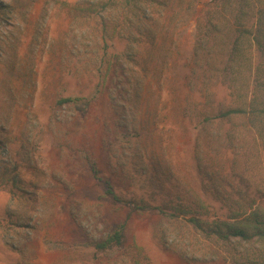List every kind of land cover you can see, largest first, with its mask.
<instances>
[{"label": "rangeland", "instance_id": "374dc122", "mask_svg": "<svg viewBox=\"0 0 264 264\" xmlns=\"http://www.w3.org/2000/svg\"><path fill=\"white\" fill-rule=\"evenodd\" d=\"M88 1L0 0V161L19 178L12 192L0 189V264H247L255 247L206 239L185 217L134 213L105 195L109 182L122 201L203 206L208 223L264 211L256 129L206 121L229 104L220 74L232 72L231 23L243 3L155 0L128 40L122 9L111 12L122 13L113 24L122 31L104 34ZM249 65L233 74L252 73ZM120 74L138 84L124 104ZM129 214L123 245L98 252Z\"/></svg>", "mask_w": 264, "mask_h": 264}, {"label": "trees", "instance_id": "16d2710c", "mask_svg": "<svg viewBox=\"0 0 264 264\" xmlns=\"http://www.w3.org/2000/svg\"><path fill=\"white\" fill-rule=\"evenodd\" d=\"M224 4H229L233 1H240L243 4L239 8L238 12L234 16V23H231V27L234 26L237 33L232 47L228 53L227 69L232 70L231 74H220L221 82L226 84L228 90V97L231 104L227 103L224 106L220 103L217 112L211 116L212 118L206 119V121H230L243 119L247 122L250 128H255L258 137L261 138L264 145V0H256L261 4L260 8L256 10L254 6L251 7V0H217ZM155 0H89L86 9L91 13L93 19L99 18L103 22L105 28L104 34H107L109 25L117 24L120 20L122 13L117 15L116 19L112 16L111 12L120 8L123 10L124 18L120 20L122 30L129 31L126 38L136 39L135 34L138 33L140 25L147 24L148 22V6L150 7ZM250 5V6H249ZM1 6V5H0ZM3 9L4 7L1 6ZM0 7V11L1 8ZM245 7L249 8L252 13V21L248 22L250 27H245L246 17L250 14L246 12ZM3 11V10H2ZM108 13L107 17H103L104 13ZM131 13L133 19L127 17V14ZM222 18V16H221ZM225 20V17H224ZM248 21V20H247ZM114 24V25H115ZM140 24V25H139ZM112 31H122L119 27H112ZM130 37V38H129ZM246 51L248 56L246 57ZM254 61L256 60V66L253 67L252 54ZM249 57V58H248ZM250 61L249 68L252 70L250 74H233V69L238 66H245V62ZM121 86L118 87L119 93L117 94V100L120 99L122 103L128 102L122 98L123 91L125 95L130 98V92L128 87L136 89L137 80L130 78L128 74H120ZM122 94V95H121ZM80 101L79 98H67L60 102L62 104H72ZM122 107L118 110V114L122 116L118 117L121 123H127L125 120V108L122 103L118 102ZM117 106V103L114 104ZM126 125V124H124ZM139 135V134H138ZM1 163V161H0ZM2 164V165H1ZM0 164V189H6L8 186L9 191L12 192L19 184V178L17 174L11 175L16 171V166L12 170H8V164L6 161ZM93 175L96 180L97 172L93 169ZM9 177H11L9 179ZM106 191L105 195L114 202L126 203L131 206V212L149 213L154 212L161 216L177 219L178 217H185L192 225V227L199 232L203 237L215 242H221L227 246H231L232 242H236L242 247H255L258 249L256 257H245L244 260L247 264H264V211L257 210H244L242 212H233V215H227L226 218H217L213 223H208L202 220L200 216H203L202 212L206 208L199 206L195 208L175 206L170 209L165 206H150L144 204L141 200L138 204L136 201L127 202L126 200H120L119 197L113 192L112 186L109 182H105ZM127 215L125 221L109 233L106 238L100 242L94 244V248L98 252L111 250L114 247H120L124 243L125 229L127 221L129 219ZM194 230V231H195Z\"/></svg>", "mask_w": 264, "mask_h": 264}]
</instances>
